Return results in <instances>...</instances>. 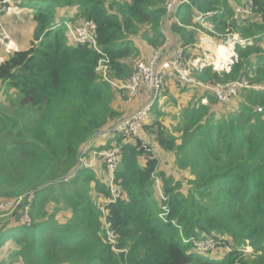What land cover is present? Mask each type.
Wrapping results in <instances>:
<instances>
[{
	"label": "trees",
	"instance_id": "16d2710c",
	"mask_svg": "<svg viewBox=\"0 0 264 264\" xmlns=\"http://www.w3.org/2000/svg\"><path fill=\"white\" fill-rule=\"evenodd\" d=\"M244 1L190 0L168 15L169 0H15L31 11L35 38L0 63V86L30 117L8 116L0 131V203L34 194L31 225L0 224L2 264H264V0H253L252 16L235 18ZM200 14L212 15L201 24ZM85 22L96 25L100 52L69 45L67 25ZM228 27L241 41L226 57L198 47L202 35L221 41ZM168 36L196 83L169 79L160 89L141 129L156 148L129 134L107 139L103 148L121 153L114 177L124 194L108 203L110 172L80 166L82 150L123 119L116 100L129 97L109 82L124 84L149 60L139 42L158 51ZM103 56L107 80L97 72ZM243 78L258 89L240 90L229 105L200 86ZM169 105L176 111L167 125ZM162 155L173 157L172 174L160 171ZM208 240L220 260L195 248Z\"/></svg>",
	"mask_w": 264,
	"mask_h": 264
},
{
	"label": "built area",
	"instance_id": "2783aa9c",
	"mask_svg": "<svg viewBox=\"0 0 264 264\" xmlns=\"http://www.w3.org/2000/svg\"><path fill=\"white\" fill-rule=\"evenodd\" d=\"M6 0H0V14H7L9 8L7 6ZM181 4H190V0H169L167 3V12L168 15L172 14L176 7ZM254 3L253 0H245L243 5L236 6V16L238 17H250L253 15ZM212 14L198 15L195 20L198 23L204 24L205 18L210 17ZM2 16V15H1ZM0 16V39L9 40V32L2 25ZM67 35L75 45L89 44L93 49L99 51V47L96 43V25L92 22H85L83 24L77 25L75 28H71L69 30V25ZM221 41H217L210 36L202 35L200 37V43L198 47H202V45H208L215 48L227 47L234 45L241 41V36L234 31L230 27L227 28L226 34H224ZM109 71V59L104 57L99 61L97 66V72L103 76L104 79L108 78ZM174 80L180 84H195L196 81L193 79L191 75L190 63L185 55V52L182 48L176 47L173 49H169L168 45H166L163 49L154 51L153 55L149 60L141 59L138 61L134 67L133 74L131 77L121 85L116 84L113 81L109 83L113 85V87L124 90L127 92V95L131 99L141 100L143 95H145L144 103L134 112L130 113L128 116L121 119L118 123L113 125L109 130H105L97 136V138H101L107 140L112 133H120V134H129L136 136L137 133L140 132L142 126L146 123L149 118L150 113L154 107V103L159 96L160 89L164 86L167 80ZM204 88L210 89L219 102L222 105H229L238 96L240 90L243 89H254L256 87H252L245 78L228 84H217L215 86L209 85H200ZM258 89V88H256ZM264 89V88H262ZM150 91L151 94L148 92ZM143 94V95H142ZM148 94V96H147ZM261 112L262 109H259ZM92 142H89L87 146L84 147V151L82 150V155L80 157V166H84L83 155L90 148ZM100 153L99 157L104 160V164L108 168L110 172V181L109 185L112 192L119 191L116 187V190L113 186V181L111 180V172L114 176L115 171L117 170V165H119L120 155L118 153V149L111 148L108 150H103ZM94 156H97L94 153ZM120 192V191H119ZM112 194V193H111ZM33 196V193H30L25 198L19 197L14 200L4 201L0 203V214L10 212L14 209L15 206L20 205L19 201L23 200V207H26L25 211L21 215L22 218L17 222L18 225L29 226L31 225V220L29 217V208H28V200ZM114 197V198H113ZM119 195L112 196V199L115 201H111V203L116 202ZM22 207V208H23ZM17 210V209H16ZM105 216H107V211H104ZM116 236L113 232L108 233V239L110 242H115ZM195 248L204 253H210L213 251L217 243L213 240H208L205 242H194ZM251 248L248 247L246 253L251 252ZM0 264H2V258L0 256Z\"/></svg>",
	"mask_w": 264,
	"mask_h": 264
},
{
	"label": "rangeland",
	"instance_id": "374dc122",
	"mask_svg": "<svg viewBox=\"0 0 264 264\" xmlns=\"http://www.w3.org/2000/svg\"><path fill=\"white\" fill-rule=\"evenodd\" d=\"M5 4H7L8 8H9L7 15H11V16H10V18H6V13L5 14L1 13L0 16L2 15L1 16V23L8 30L10 39L9 40L0 39V63L3 62L4 60H6L7 58H9V56H11L14 53V51H16V49H18L19 42H21V40L19 41L17 39L27 38L26 33H30V35H29L30 39L26 45H23L24 46L23 49L28 48L29 42L31 44V42L34 41V38H35L34 35H35V31H36V25L33 24V22H31L32 21V19H31L32 15L30 14L31 11H29L27 9H21V8L17 11L11 9V7H15V5H16L15 0H6ZM15 9H17V7H15ZM68 25L70 26L69 30L71 28L77 27V25H72L70 23ZM68 42H69L70 46H72V47L76 46L73 43V41L71 40L70 32H69ZM14 44L17 46V48L15 47ZM231 46L216 48L215 52L213 51L214 55H215L214 58L216 59L218 57H220V58L226 57L227 53L230 51L229 47H231ZM20 50H22V49H20ZM216 60H218V59H216ZM174 96L180 101V103H181L180 106H181L182 103L184 102V100L182 98L183 96L179 93L175 94ZM144 97H146V96H144ZM179 97H180V99H179ZM144 100H145V98H144ZM237 100H238V97L236 98V101ZM123 101H124V103H123V105H124L125 102H127V101L136 102L137 99H131L130 97H129V99H127L125 97V98H123ZM236 101H235V103H236ZM19 102H18V99H17L15 92L12 89H10L7 85H1L0 86V118L2 119V120L0 119V131L3 128V126L5 125L6 117H8V116L13 117V118H17L19 120L23 119V117L26 116L27 119H29L30 113L26 107L18 109L19 108L18 106H20ZM170 106L171 105H169V110H168V111H170V113H172V111H176L175 107H173V106L170 107ZM178 109H180V107H178ZM258 112H260L259 109H258ZM172 114H174V113H172ZM172 114H170V115H172ZM148 122H149V120H147L145 124H147ZM167 123H168L167 125H170L173 122L169 118L167 120ZM136 136H141V137H143V139L145 141L150 142L148 139H146V135L142 130H140V132L137 133ZM96 139H97V141H95V144H93L94 148H96L95 145L98 144V141L101 140V138H97V137L95 138V140ZM93 141L94 140H90V142H93ZM102 141H105V140H102ZM106 142L107 141H105L104 148L107 147V146H105ZM104 150H108V148L104 149ZM99 152H101V151H99ZM94 153H96L97 156H94L92 146L90 147V149L87 152L84 153V155H83L84 166L90 167L92 165V167H96L97 165L98 166L105 165L104 160L99 157L100 153H98V151H94ZM118 153L120 155V161H121L120 151H118ZM0 158H3V157L0 156ZM160 160H161L160 171L168 173V174H172L173 171L171 170V167L173 166V157L172 156H166L165 157L164 155H162V156H160ZM120 161L118 164H120ZM117 167H118V165H117ZM108 176L110 177L109 173H108ZM180 178H181L180 175H176V180H178ZM111 180L113 181V186H114L115 190L117 187V189L120 191V192L119 191H115V192L111 191L112 196L119 195L120 197L117 198V201L120 200L121 198H124L123 189H122V187H120L118 182H115V177L113 176L112 172H111ZM160 186H161V180L158 179V184L156 185V197H158V194H160V196H161ZM26 195H28V194H26ZM19 197H23V196H19ZM19 197H17V198H19ZM17 198H15V199H17ZM12 200H14V199H12ZM111 201H115V199L108 200V203H111ZM19 204L20 205L15 206L14 209H12L10 212L0 214V224H3L5 222L6 224L8 223L10 226L11 225L10 223L18 222L20 220V218H22L21 215L25 211L26 207H23V205H24L23 200L19 201ZM103 211H105V210H103ZM68 216H69V214L67 212H63L58 216L57 219L60 223H64L67 221ZM7 251H8V249L6 250V248L3 250L2 254L4 257L7 256ZM204 256L212 258V259L220 260V258L222 257V253L221 252H213V253L205 254Z\"/></svg>",
	"mask_w": 264,
	"mask_h": 264
},
{
	"label": "crops",
	"instance_id": "0c3cea01",
	"mask_svg": "<svg viewBox=\"0 0 264 264\" xmlns=\"http://www.w3.org/2000/svg\"><path fill=\"white\" fill-rule=\"evenodd\" d=\"M16 7V6H15ZM15 7H11V9H13V10H15V11H17V10H19L20 8H18L17 7V9H15ZM63 12L64 11H62V12H60L59 13V17H62V15H63ZM30 14H31V12H30ZM10 16L11 15H7L6 14V18H10ZM31 19H32V16H31ZM31 22H33V21H31ZM34 24V23H33ZM29 35H30V33H26V37L27 38H23V39H17V40H21V42H19V47H18V49H16V51H24V50H27V49H29L30 48V42H29V47L28 48H25V49H23L24 48V46L23 45H26L27 43H28V41H29ZM169 37V36H168ZM167 37V38H168ZM68 39H69V36H68ZM31 41V40H30ZM173 41L175 42L176 41V39H173V37L172 36H170L169 38H168V42H167V45L169 46V49H171L172 51H173V49H175L174 47L175 46H171V44H173L174 45V43H173ZM176 44V43H175ZM15 45V44H14ZM139 46H140V48H141V53H142V57H144V58H147V59H150L151 58V56L153 55V52L154 51H151V50H149V48H147L145 45H143V43L142 42H139ZM15 47L17 48V46L15 45ZM20 49H22V50H20ZM216 49V48H215ZM144 96H143V98L141 99V100H137L136 102H134V101H127V102H125V104L123 105V103H124V101H123V99L121 98V96H119V97H117V100H116V104H115V108L116 109H119V110H121L122 112H123V118H124V116L126 117V116H128L132 111L134 112V110H137L143 103H144ZM183 98V97H182ZM179 99H180V97H179ZM164 102V101H163ZM167 113H170V111H167ZM172 113H175V111H172ZM172 113H170V114H172ZM170 114H167L168 116H169V118H170ZM168 118V119H169ZM142 133V132H141ZM145 133V132H144ZM146 135V134H145ZM137 137H140L141 139H143V137H141V136H137ZM146 139H150V138H148V136H146ZM102 140H104V139H101V140H99L98 141V144H96L95 145V147L96 148H94V146H93V144H95V141H97V139L96 140H94L92 143H91V146H92V148H93V152L94 151H103V147H104V144H105V141H107V140H105V141H102ZM144 140V139H143ZM150 141V140H149ZM149 143H151V145H153V147H155L156 148V144L154 145L151 141L149 142ZM90 146V147H91ZM103 148V149H102ZM90 149V148H89ZM98 166V165H97ZM11 225L10 226H12V227H14V226H16V225H18L17 224V222H15V223H10Z\"/></svg>",
	"mask_w": 264,
	"mask_h": 264
},
{
	"label": "water",
	"instance_id": "95a60500",
	"mask_svg": "<svg viewBox=\"0 0 264 264\" xmlns=\"http://www.w3.org/2000/svg\"><path fill=\"white\" fill-rule=\"evenodd\" d=\"M95 138V137H94Z\"/></svg>",
	"mask_w": 264,
	"mask_h": 264
}]
</instances>
